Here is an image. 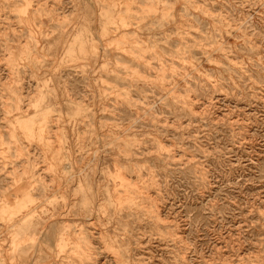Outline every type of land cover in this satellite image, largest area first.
<instances>
[{
	"label": "rangeland",
	"instance_id": "rangeland-1",
	"mask_svg": "<svg viewBox=\"0 0 264 264\" xmlns=\"http://www.w3.org/2000/svg\"><path fill=\"white\" fill-rule=\"evenodd\" d=\"M0 264H264V0H0Z\"/></svg>",
	"mask_w": 264,
	"mask_h": 264
},
{
	"label": "bare ground",
	"instance_id": "bare-ground-1",
	"mask_svg": "<svg viewBox=\"0 0 264 264\" xmlns=\"http://www.w3.org/2000/svg\"><path fill=\"white\" fill-rule=\"evenodd\" d=\"M12 136V135H11ZM17 137V136H16ZM11 144V143H10Z\"/></svg>",
	"mask_w": 264,
	"mask_h": 264
}]
</instances>
